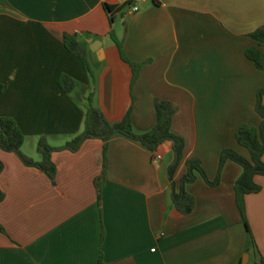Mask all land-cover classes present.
<instances>
[{"label":"crops","instance_id":"crops-1","mask_svg":"<svg viewBox=\"0 0 264 264\" xmlns=\"http://www.w3.org/2000/svg\"><path fill=\"white\" fill-rule=\"evenodd\" d=\"M106 5L120 0H0V85H7L0 116L17 120L25 153L40 161L41 137L60 147L82 133L92 95L113 123L133 108L140 134L157 123V99L174 104L172 130L185 139L177 182L191 158L215 180L224 149L249 157L237 132L261 124L264 70L246 52L258 46L250 34L264 26V0H143L138 12L121 8L114 23ZM112 30L142 64L136 79ZM65 34L86 46L87 61L68 50ZM63 74L76 81L70 93ZM157 152L155 164V152L123 135L107 149L91 139L77 152L54 154L52 180L0 146V264H251L253 256L257 264L264 176L262 190L246 197L251 250L235 191L243 167L228 161L217 187L201 176L189 184L196 207L185 215L171 198L172 142Z\"/></svg>","mask_w":264,"mask_h":264},{"label":"trees","instance_id":"trees-1","mask_svg":"<svg viewBox=\"0 0 264 264\" xmlns=\"http://www.w3.org/2000/svg\"><path fill=\"white\" fill-rule=\"evenodd\" d=\"M110 14L111 22L114 23L115 15L121 10L120 7L106 5ZM258 41V46L247 50V57L252 60L256 66L264 70V26L250 34ZM111 36L117 43L121 57L128 62L137 78L142 64L133 62L126 51L122 42L117 37L114 30ZM65 45L70 52L87 61V48L80 42L75 35L65 34ZM62 88L70 93L76 88V81L67 74L60 77ZM7 89V85H0V95ZM157 113V123L149 132L140 134L133 127L131 108L125 118L120 122H111L107 119L103 111L93 103V96L88 98L85 127L82 133L77 135L71 141L60 147L50 145L46 137H41L38 142V152L42 156L40 161L35 160L25 153L23 147L25 143V134L19 126L16 119L9 116H0V146L3 150L16 154L24 165L35 167L46 173L52 180L55 179L58 167L54 161L56 152L69 150L79 151L86 141L99 139L105 142L107 149L109 141L115 135H123L131 140L140 142L143 146L152 152H157L161 145L170 141L175 151V160L169 167V179L171 185V198L174 206L185 215L192 213L196 207L195 197L188 192L187 186L197 181L201 176L210 186L217 187L221 183L222 174L228 161H234L243 167V173L235 184L237 203L243 217L244 223L250 235V244L256 246V241L247 218L246 197L250 194L259 193L262 185L258 178L264 176V88L257 92L256 111L261 117V124L258 128L251 127L248 124L242 125L237 132V139L241 146L249 152L246 157L233 149H224L220 157L218 175L215 180H211L198 158H191L187 161V172L180 182L175 179V174L184 157L185 139L175 134L172 130L173 117L177 112L174 104L168 100L157 99L155 103ZM107 165H105V169ZM4 170V164L0 162V175ZM5 198V192L0 186V202ZM0 233H6L5 227L0 224ZM257 264H264V256L257 250ZM101 264H105L101 258Z\"/></svg>","mask_w":264,"mask_h":264},{"label":"built area","instance_id":"built-area-1","mask_svg":"<svg viewBox=\"0 0 264 264\" xmlns=\"http://www.w3.org/2000/svg\"><path fill=\"white\" fill-rule=\"evenodd\" d=\"M143 0H120V8L128 7L132 12H138L142 8ZM154 163L158 164L162 159V155L155 152Z\"/></svg>","mask_w":264,"mask_h":264},{"label":"rangeland","instance_id":"rangeland-1","mask_svg":"<svg viewBox=\"0 0 264 264\" xmlns=\"http://www.w3.org/2000/svg\"><path fill=\"white\" fill-rule=\"evenodd\" d=\"M116 21H117V23L120 21V17L119 16H117V20ZM247 218H248V215H247ZM250 247H251V250H253V245H251ZM251 264H256V260H255L254 256L252 258Z\"/></svg>","mask_w":264,"mask_h":264},{"label":"water","instance_id":"water-1","mask_svg":"<svg viewBox=\"0 0 264 264\" xmlns=\"http://www.w3.org/2000/svg\"><path fill=\"white\" fill-rule=\"evenodd\" d=\"M144 7H145V5H144Z\"/></svg>","mask_w":264,"mask_h":264}]
</instances>
